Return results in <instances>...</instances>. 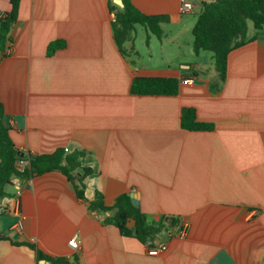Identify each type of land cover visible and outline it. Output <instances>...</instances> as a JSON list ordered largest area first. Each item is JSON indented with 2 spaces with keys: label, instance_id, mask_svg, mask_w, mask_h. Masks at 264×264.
Returning <instances> with one entry per match:
<instances>
[{
  "label": "crops",
  "instance_id": "1",
  "mask_svg": "<svg viewBox=\"0 0 264 264\" xmlns=\"http://www.w3.org/2000/svg\"><path fill=\"white\" fill-rule=\"evenodd\" d=\"M214 1L132 0L146 15L170 17L163 52L142 55L135 48L137 27L133 46L128 43L132 58L114 37V0H21L12 42L0 59L6 125L25 154L18 167L29 152H83V166L92 170L88 201L100 192L113 207L121 195H135L153 223L174 216L185 233L164 234L155 243L166 245L162 251L148 248L106 224L111 213L91 211L54 171L15 179L8 190L0 264H51L39 260L37 250L79 264H264V32L229 54L222 83L214 56L194 52L197 19L188 17L194 11L181 13L183 2L194 10L200 2L202 12ZM11 8V0H0V19ZM143 33L152 47L156 37ZM182 42L187 51L176 52L173 45ZM52 43L58 46L51 52ZM136 78L177 79L179 92L133 95ZM187 107L214 129H184ZM74 237L78 244L71 243Z\"/></svg>",
  "mask_w": 264,
  "mask_h": 264
},
{
  "label": "trees",
  "instance_id": "2",
  "mask_svg": "<svg viewBox=\"0 0 264 264\" xmlns=\"http://www.w3.org/2000/svg\"><path fill=\"white\" fill-rule=\"evenodd\" d=\"M21 0H11V11L0 20V59L12 42V31L19 19ZM121 8L112 3L115 19L112 23L116 43L123 55L127 56L125 45L135 41L136 28L143 26L151 35L158 39L164 37L163 25L170 22L167 15H146L137 9L132 0H124ZM249 21L253 22L255 34H249ZM264 32V0H215L205 2L203 10L198 15L193 28L194 52H211L214 54L215 69L223 83L227 76L229 54L252 41L257 40ZM58 44L52 43L49 51H55ZM134 50V48H132ZM179 92V81L171 78H136L132 84L131 93L139 96H175ZM5 108L0 96V216L8 211L2 205L9 197L8 188L14 186L15 179H32L49 172L60 171L73 184L77 197L86 202L91 211L106 215V224L117 226L124 236H134L148 248L158 247L155 243L164 234L180 233L183 230L181 219L174 216H164L160 223L150 224L148 216L139 206L133 203L130 194L121 195L113 207L106 206L103 195L98 192L94 201H88L85 196L86 179L92 174L90 168L83 166L85 154L80 151L67 153L65 148H59L54 153L28 155L29 167L20 170L18 164L24 160L20 151L13 143L10 130L6 125ZM182 127L190 131H211L213 124L197 120L194 108H183ZM134 221L133 228L129 222ZM8 239L0 235V241ZM150 242H153L150 244ZM36 249L34 245H29ZM37 250V249H36ZM39 260L51 264H79L66 257H50L37 250Z\"/></svg>",
  "mask_w": 264,
  "mask_h": 264
},
{
  "label": "rangeland",
  "instance_id": "3",
  "mask_svg": "<svg viewBox=\"0 0 264 264\" xmlns=\"http://www.w3.org/2000/svg\"><path fill=\"white\" fill-rule=\"evenodd\" d=\"M200 12H201V4H200V2H197V6H196V8H195V10H194V12L192 13V15L191 16H188V17H191L192 18V20H196L197 19V17H198V15L200 14ZM249 26H253L254 27V25H253V22L252 21H249ZM138 27V34H139V38H138V40L136 41V49L142 54V55H144V56H149V55H151L152 53L153 54H155V55H160L162 52H163V50H162V40H163V38H165V37H163L162 39H158V38H154V44H153V46L152 47H149L148 46V41L146 40V38H145V34L143 33L144 32V30H146L145 29V27H143V26H140V25H138L137 26ZM181 31V29L180 30H176L175 32L176 33H179ZM188 35H189V33H188ZM173 37L171 36L170 37V40H172V43H173ZM182 40V39H181ZM173 45V44H172ZM173 48H174V50H176V52H178L179 50L181 51V52H183V51H187L186 49H187V47H186V45L184 44V42H182V43H180L179 45L178 44H175V45H173ZM125 49L127 50V55L128 56H131L132 58H133V56L135 55V53H134V50H132V47L130 46L129 47V45L127 44V45H125ZM133 51V52H132ZM187 53H189V52H185V54H187ZM206 56H214L213 55V53H211V52H206ZM155 58L158 60L159 58H160V56H155ZM210 62L213 64V65H215V61H214V58H212V59H210ZM13 188V186H10L9 188H8V190H11Z\"/></svg>",
  "mask_w": 264,
  "mask_h": 264
},
{
  "label": "built area",
  "instance_id": "4",
  "mask_svg": "<svg viewBox=\"0 0 264 264\" xmlns=\"http://www.w3.org/2000/svg\"><path fill=\"white\" fill-rule=\"evenodd\" d=\"M194 4L193 3H190V2H183V4H182V6H181V13H183V14H189V13H192L193 11H194ZM4 17V16H3ZM2 17V18H3ZM1 18V19H2ZM0 19V20H1ZM193 81L192 80H185L184 81V84L185 85H189V84H191ZM24 162V161H23ZM29 161L28 162H24V163H22V165H20V167H21V169L20 170H22V171H24L26 168H28L29 167ZM23 195V191H22V188L21 187H18L17 188V199H18V201H19V199H20V197ZM23 220H24V218H21V220H20V222L18 223V227H23ZM184 233H185V231H184V229L179 233V235L180 236H183L184 235ZM71 243L72 244H78L79 242H78V239H77V237H74L72 240H71ZM166 248V245L165 244H161V245H159L158 247H156V249H158V250H164Z\"/></svg>",
  "mask_w": 264,
  "mask_h": 264
},
{
  "label": "water",
  "instance_id": "5",
  "mask_svg": "<svg viewBox=\"0 0 264 264\" xmlns=\"http://www.w3.org/2000/svg\"><path fill=\"white\" fill-rule=\"evenodd\" d=\"M115 4H117L118 6H120L121 8H124L125 7V4H124V0H114ZM20 156L21 157H24L25 154L23 152L20 153ZM133 203L136 205V206H139L140 205V202L138 200V198L134 195L133 196ZM148 222L150 224H153V218L151 217H148ZM153 243V242H150V244ZM161 241H158L157 244H160Z\"/></svg>",
  "mask_w": 264,
  "mask_h": 264
}]
</instances>
